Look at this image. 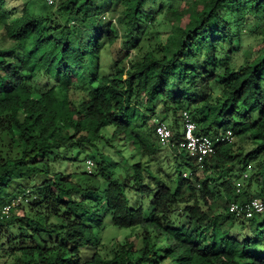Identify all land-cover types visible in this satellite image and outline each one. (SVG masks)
Segmentation results:
<instances>
[{"label": "trees", "instance_id": "obj_1", "mask_svg": "<svg viewBox=\"0 0 264 264\" xmlns=\"http://www.w3.org/2000/svg\"><path fill=\"white\" fill-rule=\"evenodd\" d=\"M95 1L59 0L33 13L0 0V35L13 42L0 46V264H264V217L255 223L264 212L234 234L209 213L223 196L237 200L230 178L251 161L243 200L264 202V0H200L164 37L147 32L161 1L108 0L121 7L111 13ZM252 21L263 22L262 48L237 63L233 41ZM115 43L103 71L101 55ZM157 106L172 117L174 179L159 166L157 141L141 131ZM182 110L196 134L230 129L254 136L255 146L244 153L219 141L195 163L179 147ZM117 143L138 157L123 174L105 153L122 157ZM62 149L95 152L99 162L90 171L62 170ZM36 175L42 180L31 190ZM128 191L151 197L148 214L130 206ZM18 195L28 200L1 217ZM107 213L132 232L93 243L92 219L101 226ZM227 218L233 226L235 215ZM87 245L93 252L82 261Z\"/></svg>", "mask_w": 264, "mask_h": 264}, {"label": "rangeland", "instance_id": "obj_2", "mask_svg": "<svg viewBox=\"0 0 264 264\" xmlns=\"http://www.w3.org/2000/svg\"><path fill=\"white\" fill-rule=\"evenodd\" d=\"M9 7L20 9L21 7H28L29 10L33 13H46L50 10V5L47 4L46 0H6ZM161 1L162 4V10L160 12L155 13V21L149 23L147 32L148 36H161L164 37L171 29L173 24H180L184 25L186 21L189 18H192L191 11H194L197 8L201 7L200 0H158ZM98 9L104 10L106 13H111V11H120L121 7L116 4L115 2H111L108 0H97L95 1ZM154 11V10H153ZM153 14V13H152ZM180 16V20L177 21L176 17ZM263 29V22L260 21H252L250 23V26L245 28L243 33L239 36L241 43L238 42L239 38L236 37L233 41V49L237 51L236 54V62L240 63L243 58L248 57L251 52L259 50L262 48V42H261V36L260 33ZM114 30L116 33H118V28L114 27ZM2 33V30L0 28V34ZM10 44H13L12 41L5 40L0 35V46L2 47H8ZM118 44L115 43L113 46H109L106 48V52L102 53L101 59L103 61V71L108 72L109 66H112V63L117 55V48ZM133 53L132 49H129ZM43 84H45V81H43ZM179 114V113H178ZM159 119H164L169 125L172 123V117L171 115H167L164 112L160 110V106H157L155 109L154 116L150 117L149 119L145 120V124H143V128L141 131H143L145 134H150V137H153L152 139L157 141V144L159 146L158 152L156 154L159 166H161L164 171L170 175L171 179L175 178V161L173 159L174 156V149L170 146L169 141L166 143H161L159 140H157L153 128L155 125V122ZM179 123V130L181 133L183 132V125L181 118L178 120ZM139 127V126H138ZM110 130L106 131L107 134H109ZM147 136V135H145ZM148 137V136H147ZM156 138V139H155ZM147 142H150V140H147ZM232 149L239 151L242 150L244 153H247L249 150H251L255 146V140L254 136L251 134L244 135V136H235L233 134L232 139ZM118 144V150H121L123 156L119 157V154L115 153V149H106L105 153H107L109 156L112 157V161H118L115 167H110V169L115 168L117 173H124L129 172V164L138 157H135L134 159L129 158L130 157V151L126 147H122ZM62 157L59 159V168L64 169L67 171L74 170L75 168L86 171V159H91L94 161V166L96 163L99 162V158L95 152H89L87 154L78 152L76 150H69V149H62ZM87 156V157H86ZM127 157V160H126ZM259 158H263L262 156H259ZM154 166H156L155 163H152ZM254 162H247L246 169L244 171L239 172L237 177L234 175L230 178L231 182L234 184L235 188H239V192H236L239 194L237 200H243L246 198V192L245 189H247V185L249 183V176L250 171L252 168V165ZM93 166V167H94ZM154 171L157 170V167H154ZM92 167V168H93ZM244 174H247V176H244ZM212 176H216L217 172L213 170L211 172ZM183 176H186V173L183 174ZM35 183L30 184V189L32 190V187L34 184H39L42 180L41 175H36ZM24 182V181H23ZM104 184H102V187ZM250 190L253 191L255 189L254 184L252 183L250 185ZM21 189V188H19ZM129 200H130V206L132 207H142L143 212L145 214H148L150 211V201L151 197L141 194L136 191H128L127 193ZM228 199L226 197H221L220 199L216 200L209 206V213L215 214L217 217L218 222L221 224L223 229H230V233L234 234L236 232L235 228H238V225H249V222L241 217L235 216L234 225L232 226V222L228 220L227 218V212H228ZM103 210V207H102ZM101 210V212H102ZM103 213V212H102ZM181 218L180 223L181 225L186 223V217L185 213L181 212ZM264 215L259 219L256 220L260 221ZM92 225H93V243H103L107 244L110 243L112 239H117L119 241H124L125 236L130 234L132 232V228H118L113 225L111 222V218L109 214L104 215V218L101 220L102 225L101 226H95L96 219H92ZM249 227V226H248ZM43 237H46V235H42ZM93 252V248L91 245L84 246L81 249L80 257L82 261H87L91 257ZM170 263V261H165L164 264Z\"/></svg>", "mask_w": 264, "mask_h": 264}, {"label": "built area", "instance_id": "obj_3", "mask_svg": "<svg viewBox=\"0 0 264 264\" xmlns=\"http://www.w3.org/2000/svg\"><path fill=\"white\" fill-rule=\"evenodd\" d=\"M48 5H56L59 0H46ZM180 118L183 125L182 138L179 147L186 150L193 158L195 163H202L208 154L214 153L215 144L219 141L231 143L233 132L227 129L220 136L212 137L207 134H196V124L187 110L180 112ZM154 134L161 143H166L172 136V130L168 123L164 120H157L154 125ZM86 169L91 170L94 161L86 159ZM247 176V174H244ZM239 192V188H236ZM28 199L24 195H18L11 202L1 209V217L7 218L10 215V209ZM264 212V202L260 197H250L245 200L230 201L228 203V213L243 219H250L256 214Z\"/></svg>", "mask_w": 264, "mask_h": 264}]
</instances>
